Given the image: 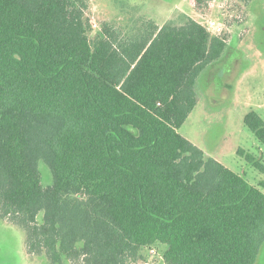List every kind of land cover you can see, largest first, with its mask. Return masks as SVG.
I'll return each instance as SVG.
<instances>
[{
    "label": "trees",
    "instance_id": "trees-1",
    "mask_svg": "<svg viewBox=\"0 0 264 264\" xmlns=\"http://www.w3.org/2000/svg\"><path fill=\"white\" fill-rule=\"evenodd\" d=\"M88 7L0 0V217L48 264H254L264 192L179 132L227 39L191 17L92 35Z\"/></svg>",
    "mask_w": 264,
    "mask_h": 264
},
{
    "label": "rangeland",
    "instance_id": "rangeland-1",
    "mask_svg": "<svg viewBox=\"0 0 264 264\" xmlns=\"http://www.w3.org/2000/svg\"><path fill=\"white\" fill-rule=\"evenodd\" d=\"M87 13L92 35L103 22L119 29V24L133 23L135 17L159 26L180 25L188 17L205 26L215 22L210 31L227 39V49L199 75L197 103L179 132L264 192V171L238 153L243 149L264 166V145L244 123L252 110L264 121V0H89ZM39 163L47 185L50 172ZM154 250L147 252L144 264H163L160 248ZM0 264L48 263L44 255L29 254L24 231L0 217ZM254 264H264V241Z\"/></svg>",
    "mask_w": 264,
    "mask_h": 264
},
{
    "label": "built area",
    "instance_id": "built-area-1",
    "mask_svg": "<svg viewBox=\"0 0 264 264\" xmlns=\"http://www.w3.org/2000/svg\"><path fill=\"white\" fill-rule=\"evenodd\" d=\"M214 23H215V22H214L213 20H212V21H209L206 27H207L208 29L214 28ZM201 24H202V23H201ZM202 25H203V24H202ZM204 26H205V25H204ZM150 251H151V252H155L154 249H150Z\"/></svg>",
    "mask_w": 264,
    "mask_h": 264
}]
</instances>
